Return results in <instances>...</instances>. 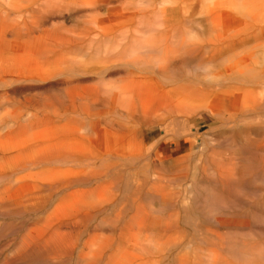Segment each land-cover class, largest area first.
Listing matches in <instances>:
<instances>
[{
    "label": "bare ground",
    "instance_id": "obj_1",
    "mask_svg": "<svg viewBox=\"0 0 264 264\" xmlns=\"http://www.w3.org/2000/svg\"><path fill=\"white\" fill-rule=\"evenodd\" d=\"M247 5L0 0V264H264V52L199 38Z\"/></svg>",
    "mask_w": 264,
    "mask_h": 264
},
{
    "label": "rangeland",
    "instance_id": "obj_2",
    "mask_svg": "<svg viewBox=\"0 0 264 264\" xmlns=\"http://www.w3.org/2000/svg\"><path fill=\"white\" fill-rule=\"evenodd\" d=\"M221 13H223V15H221ZM196 18L198 17L194 16V19ZM212 25L214 26L215 31L210 32L208 36H199V38H201V40H209L211 45L215 48L219 44V47H221L223 54L226 55L225 58L229 59L228 63H231L232 68L238 67L239 69H242L246 63V60L249 59V56L255 57L258 54L257 52H264V33L262 35H259V33L257 32V29L260 26H264V11H262L261 9L251 5H247L244 11L238 13L233 8L224 7L223 9H219L214 13ZM220 34H224V37L221 39H219ZM241 40H245V44L241 45ZM241 46L243 48H246L245 50H247V53L244 52V55L240 53L242 50ZM249 53L252 55H250ZM21 54H23L22 51L18 49L17 51H15L12 62L13 64H15V62L22 61L19 57ZM244 58L246 59L244 60ZM230 60H233L232 62L235 63L232 64ZM234 64H239L241 66H235ZM197 72L202 73L199 71ZM186 73L189 77L195 76L194 71H186ZM190 73H193V75L190 76ZM144 90L141 93L142 102H146V104H150V102L153 103V101L157 99L154 89L151 90L150 88V91H148L149 87H146L144 88ZM203 130L204 128L201 129V132ZM112 142L114 146H118L117 139H114ZM34 213L35 212L26 214L25 218L30 215L34 216ZM39 213L41 214V212ZM0 221L2 222L4 220L0 219ZM21 232L22 231L19 229L17 233L15 232L16 234L14 233L0 235L2 236L0 237V262L5 259L3 257L8 256L7 253L11 252L12 254V251L14 250L13 243L17 239L16 236H19ZM8 242H10L11 244H9ZM8 249H12V251L8 252ZM10 256L11 255H9V257Z\"/></svg>",
    "mask_w": 264,
    "mask_h": 264
}]
</instances>
